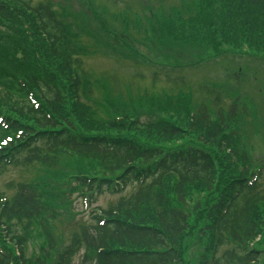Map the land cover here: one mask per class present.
Returning a JSON list of instances; mask_svg holds the SVG:
<instances>
[{
	"label": "trees",
	"instance_id": "1",
	"mask_svg": "<svg viewBox=\"0 0 264 264\" xmlns=\"http://www.w3.org/2000/svg\"><path fill=\"white\" fill-rule=\"evenodd\" d=\"M0 21L19 31L0 39V138L19 136L0 145V173L8 166L43 173L12 185L10 197L0 193V264H71L81 249V264H261L264 188L256 179L248 183L257 167L239 147L237 130L245 126L236 91L224 104L232 85L211 83L205 91L212 99L201 104L191 89L126 104L108 93L104 105L112 110L101 116L81 100L79 60H71L70 38L88 24L81 14L57 11L49 0H0ZM173 21L149 19L150 40L165 49L191 47L185 49L191 54L197 49L186 65L244 47L264 54V0H202L189 6L180 26ZM97 38L115 49L112 37ZM160 48L159 64L178 67L181 59ZM72 155L101 171L70 172L64 181ZM73 181L70 190L86 188L90 196L133 189L58 247L46 224L62 213L53 191ZM37 227L44 244L25 257Z\"/></svg>",
	"mask_w": 264,
	"mask_h": 264
},
{
	"label": "rangeland",
	"instance_id": "2",
	"mask_svg": "<svg viewBox=\"0 0 264 264\" xmlns=\"http://www.w3.org/2000/svg\"><path fill=\"white\" fill-rule=\"evenodd\" d=\"M32 1L35 3V1L41 0ZM49 1L57 11H74L78 15L81 14L83 22L88 23L83 24L77 37L70 38L73 47L71 60H79L80 65L76 67V72L83 78V85L79 92L81 100L101 116L112 110L108 109L106 104L104 105L105 100L103 99H106L108 93L120 97L122 100L120 104H126L138 96L151 95L165 99L181 89L184 91L191 89L193 101L201 104L212 99V94L205 91L211 83H228L233 87L240 84L239 95L242 102L240 103L247 109V112H243L241 116L243 119L241 126H245V128L237 130L238 136L241 138L239 147L241 146L243 151H247V155L256 166L261 167L258 184L264 188V60L258 57H248L245 54H234L229 50L221 57L215 58L209 54L200 62L186 65L184 59L195 58L197 49L194 54H191L185 50L191 47L165 49L166 45H157L155 43L157 41H153L152 44L150 40V37L154 35L149 31L151 29L149 19L153 20L154 15L161 14L164 17H170L174 23L180 26L182 24L180 19L186 14L189 6L200 3L202 0ZM131 22L135 28L130 26ZM0 24L3 26H0V39L18 37L19 31L14 25L4 21H0ZM152 29L157 30L158 28ZM72 32H76V30H72ZM122 33H126L127 39H124ZM100 35L112 37L115 49L110 48L103 40L97 38ZM157 48H160L161 54L165 49L175 58L181 59L178 67H173L170 64H158ZM73 61L72 64H74ZM227 75H241V82L240 80L235 81L231 77L228 78ZM20 76L17 75V79L21 78ZM229 94L223 95L226 106L231 103L234 88H231ZM250 108L255 110V113L251 112ZM114 112L118 111L114 110ZM256 120L257 122H255ZM248 123L251 126H248ZM233 128L235 131L236 127ZM91 166L92 163L89 160L72 155L68 162V168L71 171L65 173L63 180H67V175L70 172L97 174L95 172L100 169ZM68 168L62 169L66 171ZM41 169L40 167L15 168L8 166L0 173L1 197H10L13 192L11 186H15L18 181L41 178L43 174ZM73 187H75L74 181L69 185L56 186V191H53L57 204L55 208L58 211L61 210L62 213L51 218L46 224L58 247H61V244L67 245L72 235L78 232L83 224L94 223L90 217L95 210L107 208L120 195H126L133 189V187H128L118 193L105 191L94 197L89 196L86 188H77V191L70 190ZM197 195L198 193H193L192 196L197 198ZM50 209L54 208L50 207ZM36 229L33 228L34 232L32 231L28 237L25 257L38 254L40 245L44 244V235L40 233L43 229L39 228V232ZM196 231L198 232L199 228H196ZM208 242L209 236L205 234L201 246L195 251L199 256L205 252ZM12 245L10 244L11 247ZM57 245L55 249H59ZM259 250H263L260 263L264 264V241ZM82 252L81 249L73 256L71 264H81ZM56 256L57 254H52L53 258ZM48 262L50 263V260Z\"/></svg>",
	"mask_w": 264,
	"mask_h": 264
}]
</instances>
